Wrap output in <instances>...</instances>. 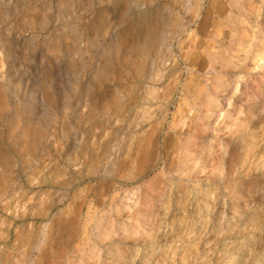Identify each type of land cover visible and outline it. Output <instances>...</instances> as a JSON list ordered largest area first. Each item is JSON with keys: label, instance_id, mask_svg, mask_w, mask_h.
<instances>
[{"label": "rangeland", "instance_id": "374dc122", "mask_svg": "<svg viewBox=\"0 0 264 264\" xmlns=\"http://www.w3.org/2000/svg\"><path fill=\"white\" fill-rule=\"evenodd\" d=\"M263 83L264 0H0V264H264Z\"/></svg>", "mask_w": 264, "mask_h": 264}, {"label": "bare ground", "instance_id": "6f19581e", "mask_svg": "<svg viewBox=\"0 0 264 264\" xmlns=\"http://www.w3.org/2000/svg\"><path fill=\"white\" fill-rule=\"evenodd\" d=\"M136 7H137V6H136ZM138 7H139V6H138ZM163 10H164V9H163ZM250 10H251V9H250ZM178 12H180V11H178ZM169 15H170V14H169ZM253 15H254V14H253ZM139 17H140V16H139ZM234 17H235V16H234ZM241 17H242V16H241ZM206 20H207V19H206ZM230 20H231V19H230ZM235 20H236V18H235ZM235 20H234V21H235ZM234 21H233V22H234ZM230 22H231V21H230ZM205 23H206V21H205ZM235 23H236V22H235ZM201 24H202V22H201ZM201 24H200V25H201ZM247 24H248V23H247ZM204 25H206V24H204ZM244 26H245V25H244ZM246 27H247V25H246ZM190 28H191V27H190ZM247 30H248V29H247ZM249 30H250V29H249ZM142 31H143V29H142ZM144 31H145V30H144ZM230 31H231V30H230ZM235 31H236V30H235ZM247 32H248V31H247ZM254 36H255V35H254ZM254 36H253V37H254ZM140 38H141V37H140ZM139 40H140V39H139ZM155 40H156V39H155ZM254 41H255V40H254ZM250 43H251V42H250ZM256 57H257V56H256ZM259 57H260V56H259ZM229 58H230V57H229ZM252 58H253V57H252ZM231 59H232V58H231ZM252 61H253V60H252ZM220 62H221V61H220ZM256 62H257V61H256ZM229 63H230V62H229ZM242 66H243V65H242ZM216 71H217V70H216ZM146 75H147V74H146ZM146 77H147V76H146ZM216 77H217V75H216ZM152 78H153V77H152ZM150 80H151V79H150ZM243 80H244V79H243ZM212 83H213V82H212ZM263 84H264V83H263ZM207 85H208V84H207ZM225 86H226V84L224 85L223 89L225 88ZM228 86H229V85H228ZM234 86H235V85H234ZM263 87H264V86H263ZM263 87H262V88H263ZM263 89H264V88H263ZM229 90H230V89H229ZM211 91H212V90H211ZM218 91H219V90H218ZM263 91H264V90H263ZM209 92H210V91H209ZM226 92H227V90H226ZM228 92H229V91H228ZM222 93H223V92H222ZM224 93H225V92H224ZM224 93H223V94H224ZM211 94H212V93H211ZM213 95H214V94H213ZM214 97H215V96H213V98H214ZM255 100H256V99H255ZM257 100H258V99H257ZM194 103H195V102H194ZM214 103H215V102H214ZM214 103H213V104H214ZM216 104H217V103H216ZM216 106H219V105H216ZM195 107H196V106H195ZM218 108H219V107H218ZM204 112H205V111H204ZM210 112H211V111H210ZM220 113H221V112H220ZM207 114H208V113H207ZM210 114H211V113H209L208 116H210ZM208 116H207V117H208ZM211 116H212V115H211ZM235 121H236V120H235ZM198 122H200V120H199ZM194 124H195V123H194ZM124 127H125V126H124ZM257 129H258V128H257ZM201 134H202V133H201ZM251 142H253V141H251ZM249 143H250V142H249ZM254 143H256V142H254ZM250 145H251V144H250ZM253 145H254V144H253ZM256 147H257V146H256ZM185 148H186V147H185ZM185 148H184V149H185ZM182 149H183V148H182ZM187 149H188V148H187ZM187 151H189V150H187ZM187 151L185 150V152H187ZM181 152H182V151H181ZM181 152H180V153H181ZM189 153H190V152H189ZM181 154H182V153H181ZM190 154H191V153H190ZM192 154H193V153H192ZM223 155H224V154H223ZM109 157H110V158H113V157H114L113 153H110V154H109ZM179 157H180V155H179ZM184 157H186V156H184ZM187 157H189V156H187ZM201 157H202V156H201ZM181 159H182V157H181ZM182 161H183V160H182ZM114 162H115V161H114ZM114 164H115V163H114ZM113 166H114V165H113ZM179 166H180V165H179ZM192 166H193V165H192ZM182 167H183V166H182ZM178 168H179V167H178ZM180 168H181V167H180ZM188 171H189V170H188ZM168 188H169V187H168ZM135 203H136V202H135ZM242 206H243V205H242ZM246 210H247V209H246ZM156 215H157V214H156ZM247 222H248V221H247ZM151 232H152V231H151Z\"/></svg>", "mask_w": 264, "mask_h": 264}]
</instances>
